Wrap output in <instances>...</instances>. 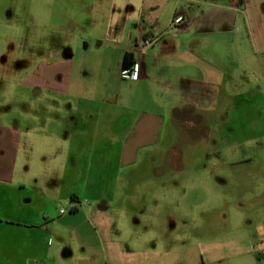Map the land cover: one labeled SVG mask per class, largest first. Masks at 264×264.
Returning <instances> with one entry per match:
<instances>
[{
  "label": "crops",
  "instance_id": "0c3cea01",
  "mask_svg": "<svg viewBox=\"0 0 264 264\" xmlns=\"http://www.w3.org/2000/svg\"><path fill=\"white\" fill-rule=\"evenodd\" d=\"M87 1L69 26L86 12L117 37L76 64L70 48L69 75L33 89L52 121L0 132V264H264V0ZM127 53L138 80L120 78ZM86 67L114 86L87 87Z\"/></svg>",
  "mask_w": 264,
  "mask_h": 264
},
{
  "label": "rangeland",
  "instance_id": "374dc122",
  "mask_svg": "<svg viewBox=\"0 0 264 264\" xmlns=\"http://www.w3.org/2000/svg\"><path fill=\"white\" fill-rule=\"evenodd\" d=\"M102 1L97 0L98 8L105 7ZM86 4H88L87 0H0V132H5L2 129L5 126L21 128L22 119L29 114L32 116L25 118L29 122L36 120L37 116L41 122L52 121L55 118L52 97H43L35 101L33 89L50 92L60 81V74L69 75V63L61 61L68 55L70 48L75 51L76 64L81 61L82 57L92 56L91 51L87 54L83 52L85 43L117 37L116 32L107 30L105 26L94 27V14L88 15L86 12L76 18L87 24V30L69 26L67 22L73 17L72 12L74 13L76 8L84 7ZM106 8L118 10L117 7L110 5ZM106 19L103 18V21L105 22ZM85 72L88 75H84L83 79H86L89 88L94 82L100 86L107 85V83L111 87L114 86L113 76H104L102 73L99 77L98 74L89 71L88 67ZM120 78L124 80L122 71H120ZM83 83L85 85V82ZM199 115H202L201 120L206 125L222 121L223 116L229 118V114L226 113L224 115L222 113ZM235 120L244 121V114L235 115ZM178 131L177 129L165 131L174 138L176 142L174 147L178 150L184 152H204L206 150V146L183 144L178 139L181 137ZM181 131H186V129ZM217 131L215 128L216 133ZM191 136L195 137L197 134ZM171 145L166 142L160 148L161 150L167 149ZM8 151L7 141L1 139L0 168H8ZM18 160L20 161L19 158ZM46 167L52 168L53 165L47 164ZM44 175L42 180L46 187L53 188L58 185L56 176L49 175V173ZM59 209L68 210V203L60 204ZM56 264L62 263L56 262Z\"/></svg>",
  "mask_w": 264,
  "mask_h": 264
},
{
  "label": "built area",
  "instance_id": "2783aa9c",
  "mask_svg": "<svg viewBox=\"0 0 264 264\" xmlns=\"http://www.w3.org/2000/svg\"><path fill=\"white\" fill-rule=\"evenodd\" d=\"M184 23L183 17H176L175 20L172 22L171 27L176 28L181 26ZM155 42V39H151L147 42V44H152ZM122 78L124 80H138L140 78V66L135 65L133 68L129 70L122 71ZM62 214H64V211H61Z\"/></svg>",
  "mask_w": 264,
  "mask_h": 264
},
{
  "label": "trees",
  "instance_id": "16d2710c",
  "mask_svg": "<svg viewBox=\"0 0 264 264\" xmlns=\"http://www.w3.org/2000/svg\"><path fill=\"white\" fill-rule=\"evenodd\" d=\"M245 0H240V3L243 4ZM135 66L134 55L131 53H127L124 56L123 63H122V71L129 70Z\"/></svg>",
  "mask_w": 264,
  "mask_h": 264
}]
</instances>
